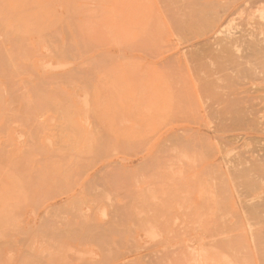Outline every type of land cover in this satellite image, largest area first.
<instances>
[{"label":"rangeland","instance_id":"rangeland-1","mask_svg":"<svg viewBox=\"0 0 264 264\" xmlns=\"http://www.w3.org/2000/svg\"><path fill=\"white\" fill-rule=\"evenodd\" d=\"M0 48V264H264V0H0Z\"/></svg>","mask_w":264,"mask_h":264},{"label":"bare ground","instance_id":"bare-ground-1","mask_svg":"<svg viewBox=\"0 0 264 264\" xmlns=\"http://www.w3.org/2000/svg\"><path fill=\"white\" fill-rule=\"evenodd\" d=\"M196 1H198V0H196ZM198 3H199V2H198ZM194 4H195V3H194ZM196 4H197V3H196ZM202 7H203V6H202ZM205 7L207 8V6H205ZM208 7H209V6H208ZM194 8H195V7H194ZM210 8H211V7H210ZM198 9H199V7H198ZM198 9H197V10H198ZM202 9H205V8H202ZM194 11H196V10H194ZM194 11H193V13H194ZM208 11H209V10H208ZM205 12H206V11H205ZM197 13H198V14L201 13L200 9H199L198 12H197V11L195 12V15L192 14V16L197 17V19H194L195 21L198 20V22L196 23L197 27H199V26H205V27H207L206 24H208V27H207V29H208L209 27L214 26V23H212V22H208V21H207L208 19L205 21V20H204L205 18H203L204 16H201V14L199 15L200 17H198V15H196ZM208 13H209V12H208ZM212 13H213V12H212ZM203 14H204V12L202 13V15H203ZM210 14H211V13H209L208 16L212 19V17H213L212 15H214V14H211V15H210ZM69 18H70V17H69ZM207 18H208V17H207ZM213 18H214V17H213ZM215 18H216V17H215ZM188 19H189V18H188ZM191 20H193L192 17H191ZM215 20H216V19H215ZM68 21H69V19H68ZM70 21H71V20H70ZM213 21H214V20H213ZM216 21H217V23H218V20H216ZM190 22H191V21H190ZM188 23H189V22H188ZM182 24H183V23H182ZM189 24H190L191 26H193V25H195V22L193 21L192 24H191V23H189ZM198 25H199V26H198ZM179 26H180V24H179ZM179 26H178V27H179ZM205 27H204V29H205ZM199 28H200V27H199ZM57 29H58V28H57ZM153 29H154V28H153ZM195 29H196V28H195ZM178 30H179V29H178ZM181 30H182V29H181ZM201 30H202V29H201ZM179 31H180V30H179ZM183 31H184V30H183ZM183 31H181V33H182ZM198 31H199V30H198ZM198 34H199V33H198ZM202 34H203V33H202V31H201V35H202ZM187 35H189V33H187ZM198 36H199V35H198ZM68 39H69V38H68ZM248 40H249V39H248ZM235 41H236V40H235ZM50 42H51V41H50ZM80 42H82V41H80ZM231 42H232V41H231ZM247 42H248V41H247ZM70 43H71V42H70ZM86 43H87V41H85V44H86ZM233 43H234V42H233ZM244 43H245V42H244ZM67 44H68V43H67ZM91 44H92V43H91ZM252 44H253V43H252ZM53 45H54V44H53ZM83 45H84V44H82V46H83ZM67 46H68V45H67ZM87 46H88V45H87ZM93 46H94V45H93ZM229 46H230V44H229ZM251 46H252V45H251ZM24 47H25V46H24ZM68 47H69V46H68ZM68 47H67V48H68ZM83 47H84V46H83ZM88 48H89V47H88ZM90 48H91V47H90ZM229 48H230V47H229ZM0 49H1V52H0V53H2V55H3V52H2L3 49H2V48H0ZM69 49H70V48H69ZM71 49H72V47H71ZM22 50H23V48H22ZM31 52H33V51L31 50ZM66 52H67V51H66ZM66 52H65V53H66ZM81 52H82V48H81ZM226 52H227V50H226ZM257 52H258V51H257ZM27 53H28V55H30V54H29L30 51L27 52ZM83 53H84V52H83ZM87 53H88V52H87ZM87 53H86V54H87ZM218 53H219V52H218ZM68 54H69V53H68ZM2 55H1V57L3 58L4 55H3V56H2ZM22 55H23V54H22ZM26 55H27V54H26ZM31 55H33V54L31 53ZM261 55H262V54H261ZM5 56H6V55H5ZM23 56H24V55H23ZM204 56H205V55H204ZM253 56H254V55H253ZM29 57H30V56H29ZM67 57H68V56H67ZM99 57H100V56H99ZM222 57H223V56H222ZM222 57H221V59L224 58V57H223V58H222ZM228 57H230V56H228ZM14 58H15V57H14ZM69 58H70V57H69ZM3 59H5V58H3ZM24 59H25V58H24ZM83 59H84V58H83ZM96 59H97V58H96ZM96 59H95V60H96ZM219 59H220V58H219ZM228 59H229V58H228ZM231 59H232V58H231ZM9 60H10V59H9ZM217 60H218V59H217ZM229 60H230V59H229ZM229 60H227L229 63H230V61H234L233 59L230 60V61H229ZM256 60H257V58H256ZM99 61H100V60H99ZM222 61H223V60H222ZM235 61H236V60H235ZM235 61H234V62H235ZM219 62H220V61H219ZM219 62H218V63H219ZM236 62H237V61H236ZM236 62H235V63H236ZM242 62H243V61H242ZM242 62H241V63H242ZM263 62H264V61H263ZM96 63H97V62H96ZM96 63H95V64H96ZM216 63H217V62H216ZM220 63H221V62H220ZM226 63H227V62H226ZM235 63H234V65H235ZM241 63H240V64H241ZM222 64H223V63H222ZM224 64H225V63H224ZM230 64H231V63H230ZM238 64H239V63H238ZM1 65H3V64L1 63ZM216 65H217V64H216ZM242 65H243V64H242ZM98 66H99V65H98ZM224 66H225V65H224ZM227 66H228V65H227ZM235 66H236V65H235ZM237 66H238V65H237ZM254 66H255V65H254ZM83 68H84V67H83ZM98 68H99V67H98ZM220 68H221V67H220ZM220 68H217V69H220ZM222 68H223V66H222ZM260 68H261V67H260ZM260 68H259V69H260ZM6 69H7V68H6ZM80 69H81V68H80ZM244 69H245V68H244ZM240 70H242V68H241ZM29 71H30V70H29ZM82 71H83V70H82ZM223 71H224V70H223ZM223 71H222V72H223ZM243 71H244V70H243ZM27 72H28V71H27ZM219 72H220V71H219ZM244 72H245V71H244ZM247 72H248V71H247ZM220 73H221V72H220ZM86 74H87V73H86ZM236 75H237V74H236ZM258 77H259V75H258ZM226 78H227V77H226ZM227 79H228V78H227ZM229 80H230V79H229ZM254 80H255V79H254ZM232 83H233V82H232ZM228 85L230 86V84H228ZM236 88H237V87H236ZM15 89H16V88H15ZM234 89H235V88H234ZM39 91H40V90H39ZM12 92H13V91H12ZM18 92H19V91H18ZM210 92H211V91H210ZM8 93H9V92H8ZM22 93H23V92H22ZM211 95H212V93H211ZM11 97H12V96H10V98H11ZM32 100H33V99H32ZM236 100H237V98H236ZM32 102H33V101H32ZM232 102H233V101H232ZM11 103H12V101H11ZM24 103H25V102H24ZM26 103H27V102H26ZM29 104H30V103H29ZM233 105H234V103H233ZM234 106H235V105H234ZM236 106H237V105H236ZM54 107H55V106H54ZM3 108H4V107H3ZM46 108L48 109L49 107H46ZM228 109H229V108H228ZM66 110H67V109H66ZM230 110H231V109H230ZM237 110H238V109H237ZM33 111H35V110H33ZM67 111H68V110H67ZM76 111H77V110H76ZM79 111H80V110H79ZM79 111H78V112H79ZM242 111H243V110H242ZM24 112H25V111H24ZM80 113H81V112H80ZM62 114H63V113H62ZM28 116H29V115H28ZM64 116H65V115H64ZM89 116H90V115H89ZM64 118H65V117H64ZM30 119H31V118H30ZM67 119H68V117H67ZM65 120H66V119H65ZM62 123H63V122H62ZM237 123H238V121H237ZM239 125H240V124H239ZM76 131H77V130H76ZM107 141H108V140H107ZM114 142H115V141H114ZM115 143H116V142H115ZM126 143H127V142H126ZM105 144H106V143H105ZM146 144H147V143H146ZM177 144H178V143H177ZM177 144H175V145H177ZM140 145H141V144H140ZM140 145H139V146H140ZM178 145H179V144H178ZM189 145H190V144H189ZM128 146H129V145H128ZM136 146H137V145H136ZM139 146H138V147H139ZM105 147H106V146H105ZM118 147H119V145H118ZM129 148H130V147H129ZM131 148H132V147H131ZM131 148H130V149H131ZM183 148H184V147H183ZM185 148H186V147H185ZM189 148H190V147H188V149H189ZM40 149H41V148H40ZM40 149H37V150H40ZM124 149H125V148H124ZM137 149H138V148H137ZM188 149L186 148L185 150H187V151L189 152V150H191L192 148H190L189 150H188ZM41 150H43V149H41ZM204 150H205V149H204ZM210 150H211V149H210ZM58 151H59V150H58ZM39 152H41V151H39ZM39 152H37V153H39ZM136 152H137V151H136ZM44 153H45V152H44ZM140 153H141V152H140ZM195 153H196V152H195ZM40 154H41V153H40ZM188 154H189V153H188ZM80 155H81V154H80ZM63 156H64V155H63ZM81 156H82V155H81ZM188 156H189V155H188ZM206 157H207V156H206ZM106 158H107V157H106ZM176 158H177V157H176ZM122 159H123V158H122ZM38 160H39V159H38ZM99 162H100V161H99ZM165 163H166V162H165ZM117 164H119V163H117ZM141 164H142V163H141ZM256 165H257V164H256ZM79 166H80V164H79ZM106 166H107V165H106ZM138 167H139V165H138ZM15 168H16V167H15ZM17 169H18V168H17ZM258 169H259V168H258ZM261 169H262V168H261ZM140 170H142V169H139V171H140ZM145 170H146V169H145ZM256 170H257V169H256ZM18 171H19V170H18ZM136 171H137V170H136ZM209 171H210V170H209ZM209 171H208V173H209ZM259 171H260V170H259ZM259 171H258V172H259ZM146 172H147V171H146ZM146 172H145V173H146ZM18 173H19V172H18ZM81 173H82V172H81ZM84 173H85V172H84ZM116 173H117V172H115L114 174H116ZM126 173H127V172H126ZM254 173H255V172H254ZM117 174H119V171H118ZM120 174H121V173H120ZM127 174H129V172H128ZM139 174H140V173H139ZM137 175H138V174H137ZM242 177L245 178L244 175H243V176L241 175V180L243 179ZM259 177H260V175H259ZM259 177H258V178H259ZM25 178H26V177H25ZM263 178H264V177H263ZM26 179H27V178H26ZM28 179H29V178H28ZM28 179H27V180H28ZM35 179H36V178H35ZM113 179L115 180V178H113ZM214 179H215V178H214ZM246 179L253 180V179H251V178H246ZM8 180H9V179H8ZM129 180H130V179H129ZM249 180H248L247 182H252V181H249ZM263 180H264V179H263ZM101 181H102V180H101ZM116 181H117V180H116ZM119 181H120V180H119ZM219 181H220V179H219ZM224 181H225V179H224ZM254 181H255V179H254ZM117 182H118V181H117ZM222 182H223V181H222ZM234 182H236V181H234ZM242 182H246L245 179H244V181H242ZM257 182H258V181H257V179H256V182H254V183H257ZM102 183H103V182H102ZM130 183H131V182H130ZM130 183H129V184H130ZM131 184H132V183H131ZM221 184H222V183H221ZM45 185H46V184H45ZM236 185H237V184H236ZM249 185L252 186V184H249ZM17 186H18V185H17ZM115 186H116V185H115ZM120 186H121V185H120ZM246 186H248V183H247ZM121 187H122V186H121ZM222 187H223V189H224V186H222ZM248 187H249V186H248ZM122 188H123V187H122ZM124 188H125V187H124ZM250 188H251V187H250ZM252 188H253V187H252ZM255 188H256V186H255ZM125 189H126V188H125ZM247 189H248V188H247ZM118 190H119V189H118ZM134 190H135V189H134ZM248 190H249V189H248ZM251 190H253V189H251ZM132 191H133V190H132ZM224 191H225V190H224ZM224 191L221 192L222 196H223ZM218 194H219V192H218ZM41 195H42V194H41ZM219 195H220V194H219ZM219 195H218V196H219ZM224 195H225V194H224ZM151 196H152V195H151ZM220 196H221V195H220ZM47 197H48V196H47ZM51 197H52V196H51ZM178 197H179V196H178ZM125 198H126V197H125ZM222 198H223V197H222ZM38 199H39V198H38ZM263 200H264V199H263ZM221 203H222V202H221ZM263 203H264V202H263ZM36 205H37V204H36ZM117 206H118V205H117ZM221 206H222V205H221ZM36 207H37V206H36ZM125 207H126V206H125ZM225 208H226V207H225ZM227 208H228V207H227ZM227 208H226V209H227ZM255 208H256V207H255ZM255 208H253V210H255ZM256 209H257V208H256ZM191 210H192V208H191ZM247 210H248V209H247ZM127 211H128V210H127ZM160 211H161V210H160ZM260 211H261V210H260ZM122 212H123V211H122ZM122 212H121V213H122ZM129 213H130V212H129ZM245 213H246V212H245ZM247 213H248V212H247ZM249 213H250V212H249ZM254 213H255V214H253V215H256V214H257L256 216H258V213H257L256 211H254ZM260 213H261V212H260ZM130 214H131V213H130ZM123 215H124V214H123ZM127 215H128V214H127ZM260 215H261V214H260ZM218 216H220V215H218ZM124 218H125V217H124ZM128 218H129V217H128ZM39 219H40V218H39ZM135 219H136V218H135ZM235 219H236V218H235ZM238 219H239V218H238ZM123 220H124V219H123ZM125 221H126V220H125ZM135 221H136V220H135ZM249 221H250V220H249ZM45 222L47 223V221H45ZM52 222H53V221H52ZM126 223H127V222H126ZM242 223H243V222H242ZM55 224H56V222H55ZM52 225H53V224H52ZM47 226H48V225H47ZM109 226H110V225H109ZM120 226H121V225H120ZM120 226H119V227H120ZM89 227H90V226H89ZM100 227H101V226H100ZM100 227H99V228H100ZM94 228H95V227H94ZM112 228H113V227H112ZM101 229L103 230L104 228L102 227ZM114 229H115V227H114ZM117 229H118V228H117ZM105 230L108 231L107 229H105ZM91 231H93V230H91ZM110 231H111V227H110ZM110 231H109V232H110ZM112 231H113V230H112ZM117 231H118V230H117ZM97 232H98V231H97ZM101 232H102V231H101ZM113 232H114V231H113ZM73 233H74V232H73ZM90 233H91V232H90ZM102 233H103V232H102ZM120 233H121V232H120ZM126 233H127V232H126ZM55 235H56V233H55ZM112 235H113V233H112ZM181 235H182V233H181ZM262 235H263V233H262ZM56 236H57V235H56ZM60 236H61V235H60ZM121 236H122V233H121ZM128 236H129V235H128ZM258 236H259V235H258ZM54 237H55V236H54ZM58 238H59V237H58ZM63 238H64V237H63ZM255 238H256V237H255ZM262 238H263V236H262ZM242 239H243V238H242ZM70 240H71V239H70ZM99 240H100V238H99ZM99 240H98V241H99ZM110 240H111V239H110ZM122 240H123V239H122ZM256 240H257V239H256ZM91 241H92V240H91ZM239 241H240V240H239ZM119 242H120V241H119ZM121 242H122V241H121ZM80 243H81V241H80ZM102 244H103V243H102ZM237 244H238V243H237ZM237 244H236V245H237ZM240 244H241V243H240ZM198 245H200V244H198ZM234 245H235V244H234ZM236 245H235V246H236ZM238 245H239V244H238ZM241 245H242V244H241ZM218 247H219V246H218ZM101 248H102V247H101ZM222 248H223V247H222ZM230 249H231V247H230ZM102 250H103V249H102ZM174 251H175V250H174ZM174 251H173V252H174ZM173 252H172V253H173ZM220 256H221V255H220ZM114 257H115V256H114ZM234 257H235V256H234ZM31 258H32V257H31ZM115 258H116V257H115ZM164 258H165V257H164ZM103 259H104V258H103ZM235 259H236V258H235ZM35 262H36V261H35ZM154 263H155V262H154Z\"/></svg>","mask_w":264,"mask_h":264}]
</instances>
